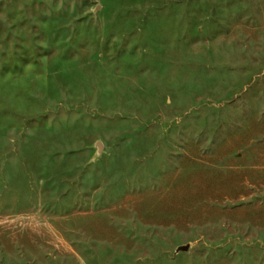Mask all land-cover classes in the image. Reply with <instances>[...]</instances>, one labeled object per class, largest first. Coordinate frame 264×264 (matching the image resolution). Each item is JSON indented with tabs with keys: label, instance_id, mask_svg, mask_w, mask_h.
Returning <instances> with one entry per match:
<instances>
[{
	"label": "rangeland",
	"instance_id": "obj_1",
	"mask_svg": "<svg viewBox=\"0 0 264 264\" xmlns=\"http://www.w3.org/2000/svg\"><path fill=\"white\" fill-rule=\"evenodd\" d=\"M0 264H264V0H0Z\"/></svg>",
	"mask_w": 264,
	"mask_h": 264
}]
</instances>
